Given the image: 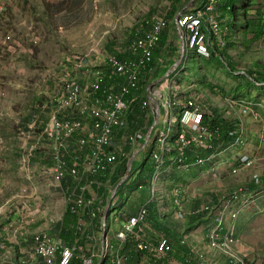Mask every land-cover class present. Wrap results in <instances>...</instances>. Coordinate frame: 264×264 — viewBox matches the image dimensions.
<instances>
[{
    "label": "built area",
    "instance_id": "obj_1",
    "mask_svg": "<svg viewBox=\"0 0 264 264\" xmlns=\"http://www.w3.org/2000/svg\"><path fill=\"white\" fill-rule=\"evenodd\" d=\"M10 1L0 0V16ZM221 3V0H208L205 7L179 16L177 29L179 39L184 43L182 62L165 89L157 87L153 90L162 115L154 140L157 147L150 155L155 173L147 189L149 198L134 216L126 220L120 216L122 211L116 205L110 210L109 220L104 221L103 216L99 218L106 210L108 199L104 197V190L109 183L99 177L114 174L143 138L139 130L132 131L128 121L129 97L134 90H139L141 81L156 72L154 51L163 31L168 28L170 7L152 19L149 32L130 44L134 61L121 60L114 54L103 52V56L95 60L97 64H80L79 67L90 68L88 82L82 84L66 73L55 84L50 94L53 108L41 133L35 132L37 121L29 123L22 132L20 171L30 182V187L0 207V264H129L128 252H123V248L130 242L140 255L135 264H157L173 258V244L168 236H160L156 243L152 242L147 204L156 197L162 175L171 173L175 166L181 171L190 170L188 149L211 148L210 118L205 124V114L211 113L212 106L206 105L200 95L193 96L190 83H180L179 78L186 73L192 55L210 59L213 49L217 51L226 45L230 29L219 21L217 10ZM109 69L124 76L123 83L118 86L115 82L104 87L105 71ZM151 106L150 100L141 105L146 119L154 113ZM229 109L231 113L238 110L240 120L255 114L254 105L248 101H233ZM176 125L182 131L174 140L172 131ZM44 142H47L50 164L42 162ZM239 143L236 141L235 145ZM37 155L42 160L34 162ZM217 156L212 154L197 163H212ZM238 156L240 162L232 170V175L253 168L256 161L262 159ZM66 177L71 184L64 187ZM36 180L63 194L65 211L68 208L76 217L71 226L72 240L62 236L65 211L61 217L54 214L40 194V184ZM144 190L140 186L138 192ZM187 194L184 188H172L177 219L191 214H211L212 222L206 234L207 250L222 257V264H250L248 250L240 248L242 241L236 235L234 225L224 226L225 217L235 221L252 203L248 189L240 186L228 194H221L222 207L203 204L193 212L187 209ZM181 243L186 245L187 240L184 238ZM198 257L197 264H216L205 255L199 254Z\"/></svg>",
    "mask_w": 264,
    "mask_h": 264
},
{
    "label": "rangeland",
    "instance_id": "obj_2",
    "mask_svg": "<svg viewBox=\"0 0 264 264\" xmlns=\"http://www.w3.org/2000/svg\"><path fill=\"white\" fill-rule=\"evenodd\" d=\"M225 1L231 6H238V21L233 28L235 38L228 42L230 51L228 44L223 47L226 50L223 55L226 54V58L230 55L227 59L235 66L234 70L224 65L220 58L209 61L192 55L188 59L187 72L181 75L185 82L190 83L193 92H199L197 95H200L206 105L224 112L230 108L233 101H264V88L257 87L250 78L256 77L257 74L253 73L264 75V38L253 41L252 35L245 33L241 11L245 1ZM171 2L172 0L11 2L0 17V207L24 194V189L30 187V182L20 171L24 138L22 132L33 121H37L38 133L45 125L46 115L51 107L50 94L55 84L66 73L72 74L80 82H88V76L83 72V68L79 67L80 64L86 60L89 64H97L98 61L95 60L100 55L103 56L105 46L111 42L118 48L120 45H126L129 38L135 35L138 29H142L144 22H151L160 12L166 10ZM186 4V1L178 4L176 18L181 11L185 12ZM174 36L176 39L168 45L172 47L171 56H168L170 60L165 62V65L160 64L159 77L166 74V65L176 62L180 57L182 40L177 35ZM247 70L251 71L252 75L245 73ZM260 83L263 82H259V86ZM255 113L262 123L249 117L245 124L255 123L261 127L264 123V108L258 107ZM226 114L229 116L228 112ZM47 147L44 142L42 150L48 152ZM242 150H247V147ZM227 154L225 158H228ZM40 159L41 156L37 155L35 162ZM145 160V152H141L135 159V169ZM261 161L262 159L256 161L252 174L258 177L264 188V167ZM149 167L151 162H148ZM185 174L180 177H189L188 173ZM196 178L198 177L193 179ZM224 178L234 180V177L227 174ZM176 180L182 182L180 178ZM201 180L206 179L201 176L199 181ZM36 183L40 184V194L52 207L51 210L57 217H61L65 211L63 194L44 187L39 180H36ZM185 184L190 185L191 189L194 188L193 181H186ZM222 186L230 185L222 182ZM210 189L200 188L199 192L205 196ZM256 192L258 193L259 189H256ZM135 193L133 190L131 196L135 197ZM121 195L120 193L119 196ZM261 195L260 199L264 200ZM127 199L120 200L117 204L119 210L123 209L120 216L124 219L132 208ZM251 206H248L247 210ZM255 210L257 211L256 208ZM251 216L246 213L243 215L241 222L248 224L247 230L237 232L242 241L240 248L252 250L249 258L251 264H264V212L253 218ZM198 228H201V231L197 235L203 236L204 227L198 226L193 230ZM132 257L133 261L137 262L140 255L133 251Z\"/></svg>",
    "mask_w": 264,
    "mask_h": 264
},
{
    "label": "crops",
    "instance_id": "obj_3",
    "mask_svg": "<svg viewBox=\"0 0 264 264\" xmlns=\"http://www.w3.org/2000/svg\"><path fill=\"white\" fill-rule=\"evenodd\" d=\"M191 1L192 0H190V2L188 4H186V7H185V9L190 11V12L197 11L199 9V7L201 6V4L203 3V0H199V2L196 4H192L193 2H191ZM242 2L243 1H241V3ZM218 8H219L217 10V12L219 14L218 17L221 18L225 14V17L223 19V21H224L223 24L230 27V33L226 37V38H229V41H230L232 38H235V36H233L234 29L232 28V26L234 27L237 24L238 16H236V18L235 17L233 18L235 20V22H231L232 17L225 11V4L218 6ZM166 10H168V7ZM166 10H164L163 12H165ZM223 10H224V13L222 12ZM169 15H170L169 16V24L170 25L165 30V36H167L165 48H163L162 52L160 53V56L157 57L155 65L157 63L165 65L166 64L165 62H169L170 59L168 56H169V54L171 56V48L172 47H169L168 45H171V42L173 41V39H176V37L174 35H177L180 38L179 31L175 25V19H176L175 14H173L174 15L173 18H171V12H169ZM232 23H233V25H232ZM150 29H151V22H148V27L141 29L139 31L138 35L141 33H143V35H144L146 32H149ZM172 45H173V43H172ZM228 47H229V51H230V45L229 44H228ZM217 49H219V48H217ZM219 50H221L223 53H225V51H226L225 49H223V47ZM180 51H181V48H180ZM224 55L226 56V54H224ZM217 58H219V57H217ZM221 58H222V56H221ZM176 62H171V63H173L171 65V67ZM224 65H226L225 61H224ZM82 68H83V72L87 74L89 69L86 67H82ZM159 68H160V66L158 67L157 72H159ZM170 68H168L167 72L169 71ZM83 82H81V83H83ZM117 85L119 86V83H117ZM165 85H167V81L163 82L161 84V87L164 88ZM50 110H51V108L48 109V113ZM145 117H146V115L143 114L142 119H143L144 123H143L142 128H144L146 126V123L149 122L147 119H145ZM250 122H252V121L250 120ZM151 128H152V126L150 128L148 126V131ZM247 129H248V133H247L248 138L250 140V142L247 146L248 152L253 153L257 150H261L262 154L264 155V128L262 126L260 127V126L255 125V123L254 124L250 123V124H248ZM45 156L47 159L48 154H45ZM45 156L43 157V161H46ZM49 161L50 160H47V162H49ZM227 162L229 165H232V164H234V159L230 157L227 159ZM262 167H264V165ZM263 172H264V170H263ZM185 173H188L189 177L184 176L181 178L180 175L185 174ZM252 173H253V170H248V171L243 172L242 174H240L236 178L232 177L234 180H231V178H224V180H221V181L219 179V172L216 175H212L209 172H207V170L205 168H192L191 171H189V172L174 171L172 174H166L165 176L162 175L164 178L162 177V180L160 183L163 187L158 188V191L156 193V197H154L152 200H150V202L148 203V206H147L148 209H150L149 210V213H150V217H149L150 231L153 235L152 242H154V243H156L158 241V238L160 236H163V235L168 236L171 239L174 251H173V258L161 261L157 264H171L172 261H174L175 264H197V261H196L197 259L195 260L197 255H196L195 251H198L199 253H202L204 251L202 254H204L207 251V248L205 246V244H206L205 238L202 235H197V233L201 231V228L193 230L198 226L204 227L205 221L203 222V219H202V223L199 224L198 226H195V225H189L190 221L187 218L186 219H177V217L175 215V207H174V204L172 202L173 197L171 196V193H172L171 188H175L177 186L180 187L179 185L184 186V189L188 193L186 195V199H187L186 206H187L188 211L190 212V210L198 209L200 204L203 202L201 200V197H200V192H199L200 188L201 189H203L204 187H205V189L215 188L216 186L222 185V182L230 185V186H226L225 187L226 189L234 188L238 184H241V185L250 184L253 188V187H255L253 185L254 184L253 182H256V180L253 178ZM111 176H112L111 174H108L106 176V178H108V180H107L108 182H109V178ZM196 176L198 178L193 179ZM201 176H202V178H204L206 180L199 181L201 179ZM177 178L182 179V182L176 180ZM189 180L193 181L194 188H192V189H191L190 185L185 184V182L189 181ZM186 186H187V188H186ZM180 188H183V187H180ZM111 189H112V187H111ZM108 190H110V188ZM129 192L130 191H125L120 196L121 200H123V199L125 200V199L129 198L128 203L132 204L131 211L129 210L130 214L126 215L127 217L125 219H128L131 216H134L137 213V211L141 208V206L144 203H146L147 199L149 198V191L148 190H144L138 196H135V197L134 196H128ZM256 204L252 205L248 210H246L243 214L240 215L241 218L239 217V219L236 222L238 232H245L247 230L248 224H246L245 222H241L243 219V215L245 213L249 216L252 215L251 217L253 218V216H255L257 214H261L264 212V200L259 201ZM255 208L257 209V211L255 210ZM194 217H197V216H194ZM201 217L203 218V216H201ZM184 238H187L190 245H193L194 247L189 248V247H187V245H183L181 243V241ZM242 249L247 250L246 248H242ZM191 251H194V252L190 254ZM251 251L252 250L248 251V254H249L248 259L251 256ZM131 253H133V252H131ZM131 253L129 254V259L132 258ZM208 253H210L209 250L206 253V255L209 259H211L214 262H217V261L221 262V260L219 258H216L215 256L208 254ZM193 255L195 256V258L193 257ZM128 261L130 264L131 261L130 260H128ZM249 262H251V260Z\"/></svg>",
    "mask_w": 264,
    "mask_h": 264
},
{
    "label": "clouds",
    "instance_id": "obj_4",
    "mask_svg": "<svg viewBox=\"0 0 264 264\" xmlns=\"http://www.w3.org/2000/svg\"><path fill=\"white\" fill-rule=\"evenodd\" d=\"M13 0H11L8 4H7V6H6V10L8 9V7H9V5L11 4V2H12ZM194 2V1H193ZM170 5V4H169ZM238 7V6H237ZM201 9V8H200ZM219 9V8H218ZM5 10V11H6ZM185 12H190V11H185ZM185 12H181L180 14H182V13H185ZM5 13V12H4ZM3 13V14H4ZM162 13V12H161ZM160 13V14H161ZM2 14V15H3ZM180 14L178 15V19H179V16H180ZM1 15V16H2ZM0 16V17H1ZM158 16V15H157ZM168 21H169V15H168ZM220 21V20H219ZM169 25L170 24H168V27H169ZM175 25H176V27H177V23H176V20H175ZM228 28L230 29V27L228 26ZM166 30V29H165ZM164 30V31H165ZM163 31V32H164ZM162 39V38H161ZM262 40V39H261ZM228 42H229V40H228V38H226V44H228ZM182 46H183V43H182ZM157 48V47H156ZM119 49V48H118ZM156 50V49H155ZM181 50H182V47H181ZM104 53H107L105 50L103 51ZM155 52V51H154ZM214 52H222L221 50H217V51H214ZM180 55H181V51H180ZM196 56V55H195ZM198 57V56H197ZM230 57V56H229ZM180 58V57H179ZM202 59H204V58H202ZM205 60H207V59H205ZM222 60V59H221ZM224 61L225 60H222V62L224 63ZM84 62H86V64L87 63H89V61L88 60H86V61H84ZM182 62V61H181ZM154 63V62H153ZM155 64V63H154ZM181 64V63H180ZM179 64V65H180ZM188 64V63H187ZM160 66V64L159 63H157L156 64V71L158 70V67ZM179 67V66H178ZM177 67V68H178ZM86 68H88V67H86ZM177 68H175V69H177ZM89 70H90V68H88ZM174 69V70H175ZM159 70H160V68H159ZM106 72V71H105ZM173 72H175V71H173ZM173 72H172V74H173ZM186 72H187V70H186ZM245 73H247L248 74V70L245 72ZM86 74V73H85ZM106 74V73H105ZM172 74H170L167 78H165L162 82H160L158 85H155V86H152L155 82H157L158 80H160L162 77H159L157 80H155L149 87H148V89H147V92H146V94H147V100H150V102H151V107H153L154 108V113L152 114V116H150L147 120L148 121H150L152 118L154 119V121H155V118L157 117V119H158V122H157V124H156V126H155V128L153 129V131H152V133H151V135H150V138L148 139V141H147V136H148V134H149V132H150V130L148 131V123H146V126L144 127V128H141V129H139V131L142 133V136H143V138H142V140H141V142H140V145L139 146H137L133 151H132V153H131V155H130V158L128 159V160H123L122 161V163L120 164V165H118V167H117V169H116V171H115V173L114 174H111L112 176L109 178V183H108V185H107V188H106V190H104V197L105 198H107L108 199V203H107V205H106V203H105V206H106V210H105V212H104V214H103V218H104V216H105V213L107 212V218H106V220H109V213H110V210L113 208V205H116V208L117 209H119V207L117 206V204H118V202H120V200H121V198L120 197H118L117 198V193H118V191H119V189H120V187L122 186V185H124V184H122L120 187H119V189H118V191H117V193H116V196L114 197V199H112V195H113V191H114V189L116 188H113V186H112V183H111V180H112V178L117 174V172H118V170L120 169V166L122 165V164H124L125 162H127V170H128V165H129V161H130V159L136 154V157H135V159L137 158V156H138V154H140L141 152H145V157H146V165L148 166V162H151V153L153 152V151H155L156 150V144L154 143V140H155V136H156V133H157V130H158V128H159V126H160V124H161V115H162V108L160 109V103L158 102V100L156 101V99L154 98V95H153V90H155V88H157V87H159V89H161L162 87H161V84L163 83V82H165V81H168L169 80V78L172 76ZM87 75V74H86ZM182 75H184V74H182ZM249 75V74H248ZM250 76V75H249ZM180 78H183V77H180ZM250 78L252 79V81L254 82V84L257 86V87H259V88H264V81H262L263 83H260L261 85L259 86L258 85V83L259 82H257L253 77H251L250 76ZM80 82V81H79ZM179 82L180 83H182V82H185L183 79L182 80H179ZM81 83V82H80ZM84 83H86V81H84L82 84H84ZM185 83H187V82H185ZM161 87V88H160ZM166 88V85L164 86V89ZM163 89V88H162ZM136 91H140V90H136ZM152 96V98L154 99V101H155V105H153V103H152V101H151V99H150V97L149 96ZM136 100V99H135ZM143 101H146V100H143ZM143 101L140 103V107H141V105H142V103H143ZM248 102H250V101H248ZM250 103H252L253 105H254V112H255V109H257L258 110V107H262V108H264V101L263 102H261V103H257V102H250ZM156 106L158 107V113H156ZM51 110H52V104H51ZM223 108H224V106H223ZM51 110L49 111V113L51 112ZM213 110H218L217 112H219V113H221L222 114V116L227 120V121H231L232 123H234L235 124V128L233 129V130H231L230 132H228V139L229 140H227L225 143H222L221 145H217V142H220V139L217 137V134H216V132L213 130V127H212V123H211V127H210V134H211V136L209 137V143L211 144V148H209V149H205V150H197V149H195L194 147H192V148H190V149H188L187 150V152H188V163L191 165V168H190V170H188V171H181V170H179L176 166L175 167H173V170H172V172L171 173H167V174H172L174 171H180V172H189V171H191V169L192 168H205L206 170H207V172H209L210 174H212V175H216L218 172H219V179H220V181L221 180H223V178H224V175L225 174H227V175H229V176H231V177H234V178H236V177H238L240 174H242L243 172H245V171H248V170H253V168H249V169H246V170H243L242 172H240L238 175H232L231 174V172H232V170L234 169V168H236L237 166H238V164H239V160H240V157L238 156V154H242L243 156H248V157H251V158H254L255 156L256 157H260V158H262V166L264 165V155L262 154V152H261V150H257V151H255V152H253V153H250V152H248V150H245V151H243L242 149L243 148H245V147H247L248 146V143H249V138H248V124L246 125L245 124V121H248V119L247 118H249V117H251V118H253V120H255L256 122H258V123H262V120L261 119H259V116L255 113V114H249V115H247V116H245V117H243L242 118V120H240L239 119V117H238V114H237V112H238V110H236V111H233L232 113L230 112V109H228L226 112H228L229 113V116L226 114V112H224V111H220L219 109H213L212 108V111H211V113L207 116V118H210L209 120L212 122V120L215 118L214 117V114H213ZM144 112V114L146 115V113H145V110L143 111ZM48 113V114H49ZM47 114V115H48ZM47 115H46V120H47ZM234 115V117H232ZM146 119V118H145ZM247 119V120H246ZM47 122V121H46ZM46 124V123H45ZM154 124V123H153ZM28 126V125H27ZM45 126V125H44ZM44 126L41 128V131L43 130V128H44ZM153 126V125H152ZM263 128H264V123L261 125ZM27 128V127H26ZM26 128H24V129H26ZM174 130H175V133H174ZM41 131L38 133V129H37V127H36V130H35V132L37 133V134H40L41 133ZM135 131H137V130H135ZM180 131H182V128L179 126H175V128L173 129V131H172V137H173V139L175 140L176 138H177V136H178V134H179V132ZM147 134V135H146ZM236 141H239L240 143L238 144V145H235L236 144ZM47 143V142H46ZM233 147H235V148H233ZM221 152H223V153H221ZM221 153V154H220ZM228 153V154H227ZM45 154H47V152H45ZM176 154V153H175ZM212 154H217L218 156L216 157V159L217 160H214V161H211L212 163H210V162H205L203 165H201V164H198L197 163V161L199 160V159H203V160H205V159H207L208 157H210V155H212ZM227 154V157L228 158H233L234 159V164H232V165H229L228 164V162H227V159L228 158H226L225 159V155ZM46 157V156H45ZM135 159H134V162H135ZM42 160V159H41ZM46 160H49V156L47 157V159ZM37 161H39V160H37ZM36 161V162H37ZM35 162V161H34ZM42 162H46V163H48L47 161H43L42 160ZM134 162H133V167H134ZM144 162V161H143ZM50 164V163H49ZM226 164V165H225ZM261 165H260V167H261ZM224 166H226V167H224ZM151 168H153V172H152V175H151V177H150V180H149V182H148V185L147 186H143V185H140V186H142L143 188H145L146 190L147 189H149L150 188V186H151V181H152V179H153V175H154V173H155V165L154 164H152V162H151ZM132 170H133V168H132ZM211 171V172H210ZM132 172V171H131ZM126 173H127V171H126ZM108 175V174H107ZM107 175H105L104 177H99V178H103V179H105L106 181L108 180V178H106V176ZM130 175H131V173L129 174V177H130ZM166 174H164V176H165ZM125 176H126V174H125ZM124 176V177H125ZM253 176V178L256 180V182H253V183H255V186L257 187L258 185L260 186V188H256V187H253V188H249V186H247V184H243V185H241V184H238L236 187H234V188H231V189H226L225 188V186H222V185H220V186H216L215 188H211L209 191H207V194L205 195V196H203V195H201L200 194V197H201V200L203 201L201 204H200V206H199V208L203 205V204H210V205H215V206H219V207H222V205L223 204H221L220 203V198H221V194H228L229 192H230V190H235V189H237V188H239L240 186H244V187H246L247 189H248V193H250L251 195H252V197H251V199H252V203L250 204V205H254V204H256V203H258L259 201H262L261 199H260V195H261V197H263L264 198V188H262V186H261V182L258 180V177L257 176H255L254 174L252 175ZM129 177H128V179H129ZM162 177L163 176H161V179H160V182H161V180H162ZM164 178V177H163ZM127 179V180H128ZM123 180V179H122ZM121 180V181H122ZM126 180V181H127ZM125 183V182H124ZM140 186H138V188H136V190H135V192L137 193H135L136 194V196H138L140 193L138 192V189H139V187ZM180 187H183L184 188V186H182V185H179ZM111 187H112V189H111ZM161 187H163L162 185H161V183H160V188ZM110 188V190H108ZM172 189V188H171ZM256 189H259V192L257 193L256 192ZM131 196V195H130ZM129 199V198H128ZM127 199V201H129ZM111 201V205H110V207L108 208V204H109V202ZM249 205V206H250ZM147 206H148V204H147ZM198 208V209H199ZM248 208V207H247ZM247 208H245L241 213H243L245 210H247ZM198 209H196V210H198ZM196 210H190V212H193V211H196ZM121 211H122V209H121ZM201 215H203V222L205 221V226H204V230H203V237L205 238V246H206V248H207V240H206V234H207V232H208V230H209V228H210V226H211V222H212V215L211 214H207V213H205V214H203V213H199V214H197V215H194V214H191V215H188V216H186V218L188 219V217H194V216H201ZM241 215V214H240ZM240 215H239V217H240ZM132 217V216H131ZM150 217V216H149ZM239 217L237 218V220L239 219ZM130 218V217H129ZM186 218H184V219H186ZM226 219H225V223H224V226H225V228H227L228 226H230V225H234V227H235V233H236V235L238 236V231H237V225H236V222H237V220L236 221H232V219H230L228 216L227 217H225ZM124 219V218H123ZM106 220H104V221H106ZM124 220H126V219H124ZM229 220V221H228ZM224 233H226V229L224 230ZM186 240H187V238H185ZM183 240V239H182ZM182 242V241H181ZM187 247H189V248H193L194 246L193 245H190V243L188 242V240H187ZM208 251V250H207ZM207 251L204 253V254H202V253H199L198 251H195L196 252V258H195V256L193 255V257L195 258V260L196 261H198V259H199V254H202V255H205V256H207L206 255V253H207ZM248 251H250V250H248ZM135 252V251H134ZM194 251H191L190 252V254L191 253H193ZM138 254V253H137ZM208 254H211V253H208ZM211 255H213V254H211ZM213 256H215V255H213ZM128 257H129V255H128ZM216 258H219L220 260H221V262H214V263H216V264H222L223 263V258L222 257H220V256H215ZM140 258V257H139ZM130 261H131V263L132 264H135L136 263V261H133V257L132 258H130L129 259ZM139 260V259H138ZM249 260V259H248ZM250 261V260H249ZM138 262V261H137ZM128 263H129V261H128ZM250 263V262H249ZM251 264V263H250Z\"/></svg>",
    "mask_w": 264,
    "mask_h": 264
},
{
    "label": "trees",
    "instance_id": "obj_5",
    "mask_svg": "<svg viewBox=\"0 0 264 264\" xmlns=\"http://www.w3.org/2000/svg\"><path fill=\"white\" fill-rule=\"evenodd\" d=\"M184 1H186L187 4L190 2V0H172L170 5L167 6V7H170L169 12H171V17L173 16V14H175L178 11V7H177L178 4L181 5V4H183ZM207 1L208 0H203V3L199 7V9L205 7L207 4ZM221 1H222L221 5L225 4V11L232 17L231 22H234L235 20L233 18L234 17L236 18V16H237L236 11L238 10L236 5L231 6V5L227 4V2L225 0H221ZM241 1H243V2L245 1L244 5L241 7V11H243L245 33L247 35L248 34L252 35L253 41H260L261 39L264 38V0H241ZM198 2H199V0H194L193 4H196ZM167 7H166V9H167ZM185 11H188V10H185ZM222 12L224 13V10ZM158 15H160V14H158ZM224 17H225V14H224V16L219 18L220 22H224L223 21ZM232 25H233V23H232ZM147 27H148V24H145V22H144L142 29L147 28ZM232 28H234V27L232 26ZM140 30L138 29L137 33L135 35H132L129 38L128 43L126 45H120L119 49H118V46H116V44L114 42H111L105 46L104 50L108 54H114V55L118 56L121 60L134 61L129 46L137 38H141L145 35V34L143 35V33L138 35ZM166 38H167V36H165V31H164L163 35H162V39L160 40V42L157 45V48L154 52V56H153V62L154 63L156 62L157 57L160 56V53L162 52L163 48H165ZM228 40H229V38H228ZM248 42H250V40ZM221 56H222V58H221ZM217 57L221 58L222 60L225 59L226 65H228L230 69L234 70L235 66L233 65L232 62H230L227 59L229 57L226 58L223 55V52H214V50H213L212 58L207 59V60L210 61L212 59H216ZM172 64L173 63L166 65V68H165L166 71L168 70V68L171 67ZM159 74L160 73L156 71L151 76V78H147V79L141 81L140 82L141 85L139 87L140 91L134 90V92H132L130 97H129V100H131V107L129 108V111H128V121L131 125L132 131L139 130L143 126L144 122L142 119V115L144 114V112L140 107V103L143 100H147V94H146L147 89L155 80H157L159 78V76H160ZM248 74L252 75L251 71H248ZM253 74H257L256 77H254V79L257 82L264 81V75H261L258 73H253ZM123 79H124V76L117 74L116 70H113V69L106 70L104 87L111 85V84L113 85L115 82L116 83H123ZM182 79L183 78H179V80H182ZM197 93L199 94V92H193L192 95L194 96ZM217 111L218 110H213V114H214L215 118L212 120V122L209 120V125L211 127V123H212L213 130L216 132L217 137L220 139V142H217V145H221L222 143H225L227 140H229L228 139V132H230L231 130H233L235 128V124L232 123L231 121H227L222 116V114L217 112ZM208 115H209V113L205 114V124H208V122H207V116ZM153 123H154V119L152 118L148 123L149 128L153 125ZM40 131H41V129H40ZM48 163H51V161H49ZM126 171H127V162H125L124 164H122L120 166V169L118 170L117 174L112 178L111 183H112L113 188H115L121 182V180L124 178V176L126 174ZM152 172H153V168H151V167L148 168V166L146 165V161L142 162L138 169H135V167H133V170L131 172L129 179L124 183V185H122L120 187V189L117 193V198L120 197L119 196L120 193L123 194L125 191H130L128 194V196H130L131 192L133 190H136V188H138V186H140V185L147 186L148 182L150 180V176L152 175ZM69 184H71V180L69 179V177H66L65 181L63 182V185H64V187H67ZM253 185L255 186V183ZM247 186H249L250 189L252 188V186L250 184H247ZM106 205H107V202H106ZM148 210H150V209H148ZM102 216H103V213L99 216V218L101 219ZM201 216H203V215H201ZM201 216L188 217V219L190 221L189 225L198 226L199 224H201L202 219H203ZM75 222H76V217L74 215H72L70 213L69 209L67 208V210L64 213V217H63L64 228H63V233H62V236L64 238H66L67 240H72L74 237L73 236V230L71 229V226L74 225ZM133 246H134V243L130 242L129 244H127L123 248V252L126 251V252H128V255H129L131 252L134 251ZM106 264H109V263H106Z\"/></svg>",
    "mask_w": 264,
    "mask_h": 264
},
{
    "label": "water",
    "instance_id": "obj_6",
    "mask_svg": "<svg viewBox=\"0 0 264 264\" xmlns=\"http://www.w3.org/2000/svg\"><path fill=\"white\" fill-rule=\"evenodd\" d=\"M193 1H194V0H192L191 2H193ZM177 21H178V16H177V18H176V23H177ZM183 55H184V43H183V46H182V50H181L180 58H179V59L177 60V62H176V63H175L170 69H169V71L166 73V75L163 76V77H162L160 80H158L157 82H155L152 86L158 85V84H159L160 82H162L165 78H167V77H168V76L174 71V69L177 68V67L179 66V64H180L181 61H182ZM149 97H150V99H151L153 105H155V101H154V99L152 98V96L150 95ZM156 109H157L156 112L158 113V107H157V106H156ZM157 122H158V119H157V117H156V118H155V121H154V124H153L152 128L150 129V132H149V134H148V136H147V141H148V139L150 138V135H151L153 129L155 128ZM135 157H136V154L130 159V161H129V165H128V170H127V173H126V176L123 178V180H122V181L116 186V188L114 189V191H113V195H112V199H114V197L116 196V193H117L119 187H120L122 184H124V182H126V180L128 179L129 174L131 173L132 168H133V162H134ZM110 205H111V201H110L109 204H108V208L110 207ZM106 215H107V212L105 213L104 220H106V218H107Z\"/></svg>",
    "mask_w": 264,
    "mask_h": 264
}]
</instances>
